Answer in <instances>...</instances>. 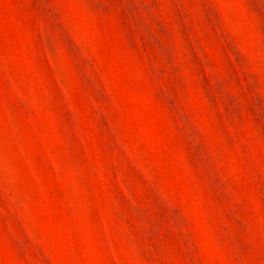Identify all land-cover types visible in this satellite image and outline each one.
<instances>
[{
	"label": "rangeland",
	"instance_id": "374dc122",
	"mask_svg": "<svg viewBox=\"0 0 264 264\" xmlns=\"http://www.w3.org/2000/svg\"><path fill=\"white\" fill-rule=\"evenodd\" d=\"M0 264H264V0H0Z\"/></svg>",
	"mask_w": 264,
	"mask_h": 264
}]
</instances>
